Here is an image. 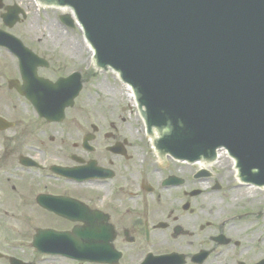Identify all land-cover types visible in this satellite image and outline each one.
I'll return each instance as SVG.
<instances>
[{
    "label": "flooded vegetation",
    "instance_id": "1",
    "mask_svg": "<svg viewBox=\"0 0 264 264\" xmlns=\"http://www.w3.org/2000/svg\"><path fill=\"white\" fill-rule=\"evenodd\" d=\"M22 42L49 63L39 76L57 65L65 70ZM6 83L0 88L12 102L0 97V264H264V209L237 201L206 209L249 187L229 161L203 167L158 154L143 128L84 129L76 97L63 106L68 97L57 89L21 91L17 77ZM91 222L108 230L115 259L73 255Z\"/></svg>",
    "mask_w": 264,
    "mask_h": 264
},
{
    "label": "water",
    "instance_id": "2",
    "mask_svg": "<svg viewBox=\"0 0 264 264\" xmlns=\"http://www.w3.org/2000/svg\"><path fill=\"white\" fill-rule=\"evenodd\" d=\"M41 1L72 6L96 66L119 72L162 133L158 150L210 160L224 147L243 181L264 185V0ZM84 233V257L104 255L106 235Z\"/></svg>",
    "mask_w": 264,
    "mask_h": 264
},
{
    "label": "rangeland",
    "instance_id": "3",
    "mask_svg": "<svg viewBox=\"0 0 264 264\" xmlns=\"http://www.w3.org/2000/svg\"><path fill=\"white\" fill-rule=\"evenodd\" d=\"M3 2L17 5L25 12V17L11 29L6 28L0 20V27L16 34L25 43L34 45L54 61L58 60L64 64V71H60L59 65L49 71L40 69L43 77L53 79L58 75L65 76L72 71L82 74V87L74 101L73 111L76 107L82 109L84 129L89 130L92 125L97 124H101L103 128H109L110 124L119 129L142 128V122L136 113V107L131 103L127 88L112 71H99L94 67L81 30L77 26H63L58 19L60 10L44 8L36 0H3ZM38 41L41 43L38 44ZM0 74L3 78H0V84H7L6 81L11 77L20 79L15 57L3 50H0ZM5 96L8 94L4 87H1L0 97L3 104L11 103L12 101ZM224 158L222 155L218 158L219 160L215 163L217 168L221 161L228 163ZM234 201H237L242 209L253 207L262 211L264 190L239 187L233 194L222 195L220 199L213 202L212 206L206 203V209H219L224 203ZM259 223L264 224V212Z\"/></svg>",
    "mask_w": 264,
    "mask_h": 264
},
{
    "label": "bare ground",
    "instance_id": "4",
    "mask_svg": "<svg viewBox=\"0 0 264 264\" xmlns=\"http://www.w3.org/2000/svg\"><path fill=\"white\" fill-rule=\"evenodd\" d=\"M85 45H86V47H87V49H88V51H89V53H90V55H91V51H92V50H91V48L89 47L88 43L85 42ZM122 84H123V83H122ZM127 92H128L129 97H130L131 103L134 104L133 97H132V94H131L130 89L127 88ZM247 188H250V189H252V190L254 189V188H252V187H247Z\"/></svg>",
    "mask_w": 264,
    "mask_h": 264
}]
</instances>
